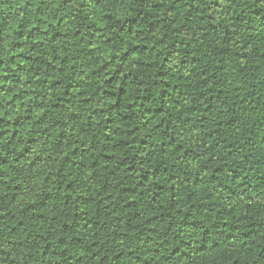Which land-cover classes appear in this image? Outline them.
I'll use <instances>...</instances> for the list:
<instances>
[{
  "label": "trees",
  "instance_id": "obj_1",
  "mask_svg": "<svg viewBox=\"0 0 264 264\" xmlns=\"http://www.w3.org/2000/svg\"><path fill=\"white\" fill-rule=\"evenodd\" d=\"M0 264H264V0H0Z\"/></svg>",
  "mask_w": 264,
  "mask_h": 264
}]
</instances>
